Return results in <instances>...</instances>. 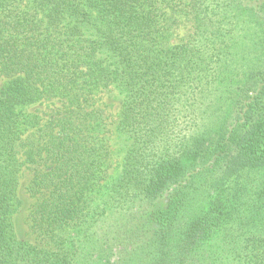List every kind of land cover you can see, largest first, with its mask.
Returning <instances> with one entry per match:
<instances>
[{
  "label": "trees",
  "instance_id": "16d2710c",
  "mask_svg": "<svg viewBox=\"0 0 264 264\" xmlns=\"http://www.w3.org/2000/svg\"><path fill=\"white\" fill-rule=\"evenodd\" d=\"M0 78V264H264V0H0Z\"/></svg>",
  "mask_w": 264,
  "mask_h": 264
},
{
  "label": "rangeland",
  "instance_id": "374dc122",
  "mask_svg": "<svg viewBox=\"0 0 264 264\" xmlns=\"http://www.w3.org/2000/svg\"><path fill=\"white\" fill-rule=\"evenodd\" d=\"M191 34V25L184 22L179 24L173 31L170 42L172 44H180L185 42ZM2 79L0 78V85ZM101 107H104L106 111V116L108 128L111 130L107 134L109 137V169L108 176L114 177L116 170L118 168L122 153L121 149V139L117 133L114 132V122L117 119V114L120 107V97L116 90H111L106 94H103L102 100L100 101ZM47 106H52L51 104L42 105L39 109L43 110L44 113L49 112L51 108H46ZM32 171L27 167L23 169L22 176L20 177V184L18 188V199L20 205L13 215V224L15 233L19 240L37 244L40 242V239L36 238L33 231L30 229V221L28 219L29 210L34 203V198L30 196V193L27 190V186L32 179Z\"/></svg>",
  "mask_w": 264,
  "mask_h": 264
}]
</instances>
